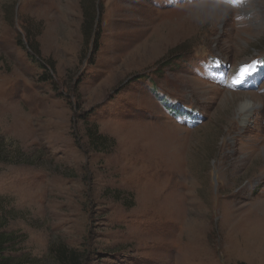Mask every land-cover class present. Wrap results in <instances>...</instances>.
Segmentation results:
<instances>
[{"label":"rangeland","instance_id":"obj_1","mask_svg":"<svg viewBox=\"0 0 264 264\" xmlns=\"http://www.w3.org/2000/svg\"><path fill=\"white\" fill-rule=\"evenodd\" d=\"M201 2L0 0L13 264H264V0Z\"/></svg>","mask_w":264,"mask_h":264},{"label":"trees","instance_id":"obj_2","mask_svg":"<svg viewBox=\"0 0 264 264\" xmlns=\"http://www.w3.org/2000/svg\"><path fill=\"white\" fill-rule=\"evenodd\" d=\"M92 32H88L86 34L87 37H90ZM88 39V38H87ZM89 135L93 140L98 141L97 143H102L103 135H101L96 128L90 129ZM1 144H3L1 142ZM0 144V145H1ZM1 147V146H0ZM7 156L3 153L0 148V162L6 161ZM12 234H8L5 232H0V264H13L12 257L6 255L4 252L10 245L11 241H13ZM54 255L57 261L60 264H79L78 254L72 248L67 247L66 245H58L56 249H54Z\"/></svg>","mask_w":264,"mask_h":264},{"label":"clouds","instance_id":"obj_3","mask_svg":"<svg viewBox=\"0 0 264 264\" xmlns=\"http://www.w3.org/2000/svg\"><path fill=\"white\" fill-rule=\"evenodd\" d=\"M230 6L229 0H207V2L196 3L191 6V9L203 10L204 14L194 16L193 18L199 24H205L212 21L217 14H223ZM191 9L189 15H192Z\"/></svg>","mask_w":264,"mask_h":264},{"label":"snow or ice","instance_id":"obj_4","mask_svg":"<svg viewBox=\"0 0 264 264\" xmlns=\"http://www.w3.org/2000/svg\"><path fill=\"white\" fill-rule=\"evenodd\" d=\"M246 2V0H229V3L232 4L233 6H240L243 5ZM256 61H253L250 64H245L240 68V72L237 76L232 78V82L234 84H239L240 81L244 78V76H246L249 71L254 67V65L256 64ZM245 107H251L250 104H246L242 106V109Z\"/></svg>","mask_w":264,"mask_h":264},{"label":"bare ground","instance_id":"obj_5","mask_svg":"<svg viewBox=\"0 0 264 264\" xmlns=\"http://www.w3.org/2000/svg\"><path fill=\"white\" fill-rule=\"evenodd\" d=\"M251 99V98H250ZM247 102V101H246ZM250 103V102H249ZM242 108V107H241Z\"/></svg>","mask_w":264,"mask_h":264}]
</instances>
